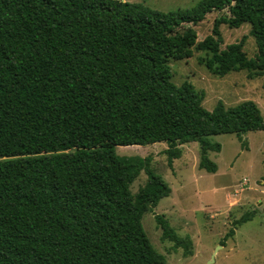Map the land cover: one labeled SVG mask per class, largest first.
Returning <instances> with one entry per match:
<instances>
[{
  "label": "trees",
  "instance_id": "1",
  "mask_svg": "<svg viewBox=\"0 0 264 264\" xmlns=\"http://www.w3.org/2000/svg\"><path fill=\"white\" fill-rule=\"evenodd\" d=\"M222 11L198 42L194 27ZM244 24L253 59L247 36L221 48V27ZM194 51L211 56L202 63L221 78L264 77V0H202L167 13L120 0H0V264H167L142 220L172 189L151 158L117 148L166 143L173 169L180 147L198 143L199 169L216 174L208 154L222 145L213 137L264 131L254 101L208 111L193 84L172 82L171 62ZM142 172L148 181L134 197ZM156 220L164 241L193 255L190 236Z\"/></svg>",
  "mask_w": 264,
  "mask_h": 264
},
{
  "label": "rangeland",
  "instance_id": "2",
  "mask_svg": "<svg viewBox=\"0 0 264 264\" xmlns=\"http://www.w3.org/2000/svg\"><path fill=\"white\" fill-rule=\"evenodd\" d=\"M120 1L142 3L167 13L192 9L202 0ZM227 14V11L213 12L195 26L198 42L211 35L217 18ZM250 31L249 24L239 29L222 26V50L247 36L244 52L248 58H255L258 51ZM209 58L205 52L194 51L191 59L172 61V82L176 86L185 82L193 84L205 95L203 105L208 111H213L220 101L227 108L254 101L264 116V77L250 79L248 71H240L221 78L202 63ZM212 141L222 145L220 153L208 154L219 167L216 174L199 169L201 147L198 143L180 147L181 157L174 160L173 169L168 164L166 143L117 148L121 157L151 158L154 172L172 189L168 198L144 215V229L154 248L166 257L167 264H264V131L249 132L243 141L233 134L215 136ZM147 181V174L142 172L131 187L134 197L145 188ZM252 212L256 213L254 219L241 227L234 225ZM157 216L166 218L181 237H191L192 256L185 257L183 249H175L173 243L163 240ZM232 229L235 236L225 241ZM223 241L226 246H222Z\"/></svg>",
  "mask_w": 264,
  "mask_h": 264
},
{
  "label": "water",
  "instance_id": "3",
  "mask_svg": "<svg viewBox=\"0 0 264 264\" xmlns=\"http://www.w3.org/2000/svg\"><path fill=\"white\" fill-rule=\"evenodd\" d=\"M212 262H214V258H213Z\"/></svg>",
  "mask_w": 264,
  "mask_h": 264
}]
</instances>
